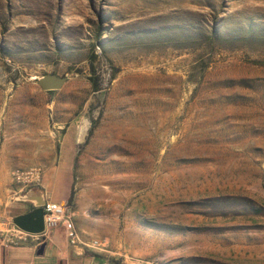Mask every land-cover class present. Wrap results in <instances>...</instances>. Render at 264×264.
<instances>
[{
    "label": "rangeland",
    "instance_id": "obj_1",
    "mask_svg": "<svg viewBox=\"0 0 264 264\" xmlns=\"http://www.w3.org/2000/svg\"><path fill=\"white\" fill-rule=\"evenodd\" d=\"M36 163L125 264H264V0H0V213Z\"/></svg>",
    "mask_w": 264,
    "mask_h": 264
},
{
    "label": "crops",
    "instance_id": "obj_2",
    "mask_svg": "<svg viewBox=\"0 0 264 264\" xmlns=\"http://www.w3.org/2000/svg\"><path fill=\"white\" fill-rule=\"evenodd\" d=\"M36 188L44 192L45 198L59 202L69 199L68 182H65L58 196L52 190L48 192L44 186ZM31 206L29 201L15 199L4 213H0V264H107L109 254L82 242L71 243L68 230L61 225L50 228L47 234L41 237V242L45 243L42 252L37 251L41 242L38 243L34 236L18 238L19 231L11 218L15 214L27 211ZM75 225L79 229L76 221ZM81 237L83 240L88 239L83 233Z\"/></svg>",
    "mask_w": 264,
    "mask_h": 264
},
{
    "label": "built area",
    "instance_id": "obj_3",
    "mask_svg": "<svg viewBox=\"0 0 264 264\" xmlns=\"http://www.w3.org/2000/svg\"><path fill=\"white\" fill-rule=\"evenodd\" d=\"M43 173V167L38 163L13 168L10 171V177L16 187L15 191L22 192L31 187H39L42 184ZM43 210L44 229L40 233L35 234L16 227L19 231L18 238L32 235L39 243L41 242V237H44L50 228L61 225L68 230L69 241L71 243L82 242L89 247H98L100 245L101 241L98 239H93L90 243L81 240L79 232L72 222L68 200L59 202L46 198Z\"/></svg>",
    "mask_w": 264,
    "mask_h": 264
},
{
    "label": "water",
    "instance_id": "obj_4",
    "mask_svg": "<svg viewBox=\"0 0 264 264\" xmlns=\"http://www.w3.org/2000/svg\"><path fill=\"white\" fill-rule=\"evenodd\" d=\"M65 75L55 73L43 74L37 77L36 81L43 89L59 88L65 81ZM15 199L29 201L32 206L24 212L12 216V222L20 229L29 233H40L44 229L43 204L45 194L36 187L28 188L14 196ZM44 241L39 243L38 252H42Z\"/></svg>",
    "mask_w": 264,
    "mask_h": 264
},
{
    "label": "trees",
    "instance_id": "obj_5",
    "mask_svg": "<svg viewBox=\"0 0 264 264\" xmlns=\"http://www.w3.org/2000/svg\"><path fill=\"white\" fill-rule=\"evenodd\" d=\"M215 32H216V28H214L212 30V34L213 35L216 34ZM90 68H91V70H93V63L91 60H90ZM89 78L91 80L92 88L97 89L98 88V81H97L96 77L91 74V75H89ZM71 196H72V192L70 191L69 200L71 199ZM107 264H125V263L122 261V258L119 256H110L108 258Z\"/></svg>",
    "mask_w": 264,
    "mask_h": 264
}]
</instances>
